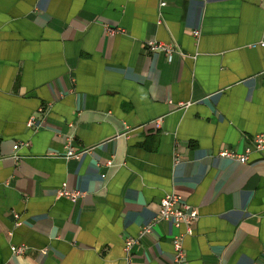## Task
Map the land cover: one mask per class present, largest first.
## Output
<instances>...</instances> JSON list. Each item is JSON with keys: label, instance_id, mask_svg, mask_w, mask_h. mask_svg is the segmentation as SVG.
I'll list each match as a JSON object with an SVG mask.
<instances>
[{"label": "crops", "instance_id": "1", "mask_svg": "<svg viewBox=\"0 0 264 264\" xmlns=\"http://www.w3.org/2000/svg\"><path fill=\"white\" fill-rule=\"evenodd\" d=\"M166 2L0 0V264H264V0Z\"/></svg>", "mask_w": 264, "mask_h": 264}, {"label": "built area", "instance_id": "2", "mask_svg": "<svg viewBox=\"0 0 264 264\" xmlns=\"http://www.w3.org/2000/svg\"><path fill=\"white\" fill-rule=\"evenodd\" d=\"M166 0H160V7L163 8L166 6ZM159 24L163 23V19L159 18L158 21ZM121 31H124V29H114L109 28V31L113 34L118 33ZM195 34L197 36L200 35L199 31H195ZM146 46L149 50L152 51H160L165 52L168 56V59L171 61L173 59V55L176 52V47L173 46V44L168 42H162L158 41L156 39H149L146 42ZM35 117L33 116L29 121V127L35 126ZM67 149L66 158H75L80 159L81 156L88 152V149L82 148L81 150H77L74 147L71 146L69 143ZM20 147L19 144L15 146V150H17ZM256 150L257 152H263L264 151V134L257 135L253 140V146L248 147V149L244 152H237L231 148H225V150L221 151L220 156L223 158H228L230 160H234L237 162L247 163L249 160V154ZM17 157V156H16ZM108 166L111 167L112 160H110L107 163ZM58 195L60 197H65L68 199H71L72 201H78L80 198L83 197V193L79 190H73L69 189L67 187V184L64 183L62 188L58 191ZM160 212L156 220H162V221H168L173 222L175 227L177 229H180L179 232L176 233V235L173 237V248L175 249V261L181 262L185 259L186 256V249L184 248V238L187 235L186 233H189L192 230L193 225L199 220V210L195 207H192L191 205H188L187 203H183L182 196L178 193H169V195H166L163 197L160 201ZM17 224H20V216L17 214ZM152 228V224L144 230V232L150 231ZM184 228V231L181 230ZM136 241L133 239L127 240L125 244V248L127 251H131L133 244ZM12 250L14 253L18 254H25L27 251V247L25 245H13Z\"/></svg>", "mask_w": 264, "mask_h": 264}]
</instances>
